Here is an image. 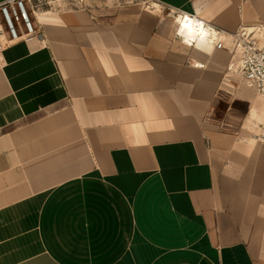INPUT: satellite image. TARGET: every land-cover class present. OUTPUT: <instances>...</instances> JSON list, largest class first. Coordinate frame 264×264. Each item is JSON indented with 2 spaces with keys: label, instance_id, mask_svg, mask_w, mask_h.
<instances>
[{
  "label": "crops",
  "instance_id": "crops-1",
  "mask_svg": "<svg viewBox=\"0 0 264 264\" xmlns=\"http://www.w3.org/2000/svg\"><path fill=\"white\" fill-rule=\"evenodd\" d=\"M157 1L228 33L264 24V0ZM77 6L32 13L43 36L0 52V264H264L247 130L264 105L230 53L183 43L166 12Z\"/></svg>",
  "mask_w": 264,
  "mask_h": 264
},
{
  "label": "built area",
  "instance_id": "built-area-1",
  "mask_svg": "<svg viewBox=\"0 0 264 264\" xmlns=\"http://www.w3.org/2000/svg\"><path fill=\"white\" fill-rule=\"evenodd\" d=\"M128 4H138L145 11L158 12L169 10L168 15L179 22L186 13L170 9L157 0H124ZM81 4L83 0H7L0 4V52L6 42L24 41L32 43L43 34L32 21L28 9L35 15L43 8H61L62 6ZM197 26L206 32L208 41L215 49H225L230 53V63L226 76L240 80L264 99V24L241 25L234 33L217 29L190 15ZM180 39V37H178ZM181 40V39H180ZM183 43L193 46L186 40ZM256 132H250L256 142L264 144V123L254 122Z\"/></svg>",
  "mask_w": 264,
  "mask_h": 264
},
{
  "label": "bare ground",
  "instance_id": "bare-ground-1",
  "mask_svg": "<svg viewBox=\"0 0 264 264\" xmlns=\"http://www.w3.org/2000/svg\"><path fill=\"white\" fill-rule=\"evenodd\" d=\"M179 27L180 26H182L183 28H185L186 30H188L189 32H191V33H193V34H195V39H192V38H190V39H186V38H183V37H181V35H180V32L178 31L177 32V36L178 37H180V39L181 40H186V42H188V43H193L192 45L194 46V45H196L198 42H201V43H206V44H209V45H212L209 41H208V38H207V36H206V32L203 30V29H201V28H199L198 26H197V21L194 19V18H192V17H190V15L189 14H186V15H184V16H182V17H179ZM182 20V21H181ZM182 23V24H181ZM184 25H189L188 27H184ZM213 46V45H212ZM254 119H256V118H254ZM253 119V120H254ZM257 120H259V119H257ZM256 120V121H257ZM263 121V120H262ZM250 126H251V128H253L254 129V131H256V124H254V121L253 122H250Z\"/></svg>",
  "mask_w": 264,
  "mask_h": 264
},
{
  "label": "rangeland",
  "instance_id": "rangeland-1",
  "mask_svg": "<svg viewBox=\"0 0 264 264\" xmlns=\"http://www.w3.org/2000/svg\"><path fill=\"white\" fill-rule=\"evenodd\" d=\"M76 5H68V6H65L66 8H69V9H72V8H74V9H79V6H77V5H79V4H77V3H75ZM84 7V6H83ZM82 7V8H83ZM63 8V6L61 7V8H58V9H62ZM85 8V7H84ZM45 9H48V8H44V10ZM28 12H29V14H30V17H31V19H32V13H31V11H30V9H28ZM158 12H166V13H169V10H160V11H158ZM255 92V91H254ZM257 97H258V100H259V102L262 104V105H264V99L263 98H261V97H259L258 95H257ZM256 119H259L258 120V122H260V123H264V118H256ZM263 120V121H262ZM247 130L249 131L248 133V135H251V133L250 132H256V131H253V130H251L250 128L248 129L247 128ZM251 140V139H250ZM249 140V141H250ZM251 142V141H250ZM252 143H258V142H255V141H252Z\"/></svg>",
  "mask_w": 264,
  "mask_h": 264
},
{
  "label": "snow or ice",
  "instance_id": "snow-or-ice-1",
  "mask_svg": "<svg viewBox=\"0 0 264 264\" xmlns=\"http://www.w3.org/2000/svg\"><path fill=\"white\" fill-rule=\"evenodd\" d=\"M189 25H184V27H188Z\"/></svg>",
  "mask_w": 264,
  "mask_h": 264
}]
</instances>
